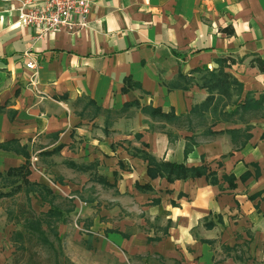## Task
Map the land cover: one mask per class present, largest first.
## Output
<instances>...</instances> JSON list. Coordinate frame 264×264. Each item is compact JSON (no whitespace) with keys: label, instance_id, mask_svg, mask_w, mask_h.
Listing matches in <instances>:
<instances>
[{"label":"crops","instance_id":"obj_1","mask_svg":"<svg viewBox=\"0 0 264 264\" xmlns=\"http://www.w3.org/2000/svg\"><path fill=\"white\" fill-rule=\"evenodd\" d=\"M25 1L0 0V172L28 161L29 180L52 191L48 202L34 197L51 210L55 198L70 203L72 222L65 211L53 212L54 219L65 220L59 238L67 234L121 264L258 261L264 252V119L250 122L252 137L242 149L226 133L204 139L208 128L247 125L220 115L223 96L196 84L179 88V75L197 77L195 70L235 58L227 71L259 96L264 73L250 62L253 55L264 58V0H89L84 26L41 37L37 27L20 21ZM26 53L39 66L36 90ZM134 102L174 111L182 121L160 122L136 106L124 111ZM195 106L201 114L189 116ZM169 131L177 135L174 142ZM191 137L199 144L185 157ZM140 149L160 161L208 165L223 187L205 177L152 179L145 160L135 156ZM246 172L252 176L244 182ZM96 174L112 186L94 181ZM225 174L237 177L234 190L222 180ZM208 218L215 226L207 229ZM14 231L2 217L0 264L15 252Z\"/></svg>","mask_w":264,"mask_h":264},{"label":"trees","instance_id":"obj_2","mask_svg":"<svg viewBox=\"0 0 264 264\" xmlns=\"http://www.w3.org/2000/svg\"><path fill=\"white\" fill-rule=\"evenodd\" d=\"M225 32L228 34H233V30L226 29ZM235 58L223 57L218 60V67L214 69H209L208 67L197 69L193 74H197V77L186 78L183 74L179 75V88L188 89L190 85L196 84L201 89H206L210 94L221 95L225 98V103L222 105L220 110V115L226 120H234L237 116V121L243 122L247 126L245 129H235V130H226L221 132L211 131V128H208L206 131L205 137L216 138L221 134H228L231 137L233 146L236 150L242 149L247 146L250 141L252 134L250 129L252 125L250 122L256 119H264V91L257 96V92L249 91L246 92L243 84L233 75L231 72H228L227 69L231 68L234 63H236ZM251 65L257 67L261 73H264V58L253 55L251 60ZM181 80H184L185 85L181 83ZM129 87L126 86L123 91H128ZM138 107L142 113L151 116L154 120L160 122H166L170 124H179L182 121V116H178L174 111L165 113L160 108H155L152 106H140L139 102L127 103L124 106V111L130 107ZM233 108L231 111L224 112L226 108ZM201 114L200 106H195L190 111V115ZM170 142H174L177 138L172 132H168ZM140 138V135H138ZM199 144V141L196 137H191L187 139L185 145V157H187ZM146 146V145H145ZM147 147V146H146ZM135 156H138L145 160L147 163V172L150 178H165L168 182H175L177 180H188L192 178H201L205 177L210 185L223 187L221 180L216 171L212 170L208 165L203 166H192L188 167L185 163H172L160 161L154 157L151 153L146 150L140 149L136 150ZM222 165V162L219 163V166ZM254 166V175L255 178H259L260 168L258 164H253ZM30 163L26 161L23 166L9 170L7 173L3 174L0 172V179L4 182L5 188L8 187L9 191L0 190V200L3 198L14 197L19 192L23 191L26 196V204H19V210L14 215L11 212L8 213V218L10 222H13L15 225L20 224V228L16 229L11 237L12 245L15 247V253H21V256L24 258L25 254L32 253L29 262L36 264L34 258L38 256L37 252L33 251L31 248L35 246L40 250L47 249L52 253H63L61 250V239L58 236V233L55 230H52V234L55 235L58 240V246L50 239L48 231H46L41 222L39 221L35 211L32 208V196L40 197L44 201H49L52 196V191L46 185H42L36 182H31L29 180ZM252 176V173L246 172L241 176L242 181H247ZM94 181L102 183L104 186H112L106 178L94 175ZM222 180L228 183V188L234 190L236 188L237 177L233 174L223 175ZM137 188L140 190H152L151 185L140 186L137 185ZM261 196L260 193L252 196L251 199H256ZM51 212V211H50ZM51 214V213H50ZM57 212L52 215H56ZM206 228H212L215 226L214 221L211 219H206ZM221 220V218H218ZM222 221V220H221ZM166 228L164 234L167 233ZM159 237L150 239V241H158ZM208 243H213L207 241ZM225 250L231 252L236 249L225 246ZM16 263L20 264V261Z\"/></svg>","mask_w":264,"mask_h":264},{"label":"rangeland","instance_id":"obj_3","mask_svg":"<svg viewBox=\"0 0 264 264\" xmlns=\"http://www.w3.org/2000/svg\"><path fill=\"white\" fill-rule=\"evenodd\" d=\"M58 189V188H57ZM56 189L57 192H59ZM0 190L9 191V188L4 186V182L0 179ZM57 197V196H56ZM32 208L35 211L39 221L41 222L43 228L48 231L50 239L58 246V240L55 235L52 234V230L56 232L58 227L63 224L65 221L62 219H54L52 212L60 209L61 211H65L63 216L66 220H69L70 215L68 214L71 205L67 202V200H62L60 198H55V203L57 205L54 206L53 210L49 208V204L42 203L39 199L32 196ZM19 204H26V196L23 191L16 194L11 198H3L0 200V219L2 217H7L8 221V213L11 212L14 215L18 212ZM51 211V212H50ZM51 213V214H50ZM67 216V217H66ZM70 218L69 221L72 222ZM59 220V223H58ZM61 221V222H60ZM53 222V223H52ZM15 225V224H14ZM19 225H15V230L20 228ZM69 237L66 235L61 236V250L63 253H52L49 250H40L39 248L32 246L33 251L37 252L38 256L34 258L36 264H121L113 255L97 253V251H93V249H88L85 247L84 243L74 242L73 240L68 239ZM3 245V243H2ZM2 248H6L3 245ZM15 249V247H14ZM16 251V249H15ZM75 252V253H72ZM33 255L32 253L25 254L24 258L21 256V253H13L10 261L5 264H18L17 261H20V264H32L29 262V259ZM253 264H264V252L261 254V258L257 261L255 260Z\"/></svg>","mask_w":264,"mask_h":264},{"label":"built area","instance_id":"obj_4","mask_svg":"<svg viewBox=\"0 0 264 264\" xmlns=\"http://www.w3.org/2000/svg\"><path fill=\"white\" fill-rule=\"evenodd\" d=\"M23 7L21 23L37 27L40 37L57 29L84 26L91 11L89 0H26ZM26 56L29 58L28 53ZM26 68L30 71L29 84L36 90L39 66L29 58Z\"/></svg>","mask_w":264,"mask_h":264}]
</instances>
